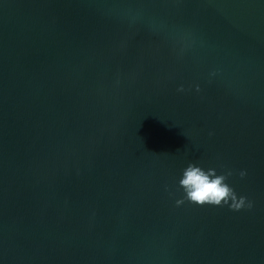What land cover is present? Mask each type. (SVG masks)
<instances>
[{
    "label": "water",
    "instance_id": "95a60500",
    "mask_svg": "<svg viewBox=\"0 0 264 264\" xmlns=\"http://www.w3.org/2000/svg\"><path fill=\"white\" fill-rule=\"evenodd\" d=\"M0 264H264V0H0Z\"/></svg>",
    "mask_w": 264,
    "mask_h": 264
},
{
    "label": "clouds",
    "instance_id": "9594fccd",
    "mask_svg": "<svg viewBox=\"0 0 264 264\" xmlns=\"http://www.w3.org/2000/svg\"><path fill=\"white\" fill-rule=\"evenodd\" d=\"M122 14L133 13L131 8H122L119 10ZM135 16L143 15L142 9H136ZM213 75L215 73H212ZM178 91H184L183 85H180ZM199 91V85H196ZM233 175L231 168L218 172L215 167H203L198 163L189 162L181 171L177 184L182 196L174 199V204L179 207L185 202L194 206H216L227 207L234 212L251 210L254 207V201L247 195L239 194L229 182ZM240 178L248 175L246 169L238 171ZM164 190L170 196L174 194L169 186L165 185Z\"/></svg>",
    "mask_w": 264,
    "mask_h": 264
}]
</instances>
